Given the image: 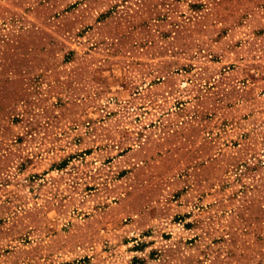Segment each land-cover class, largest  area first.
<instances>
[{
    "label": "rangeland",
    "instance_id": "1",
    "mask_svg": "<svg viewBox=\"0 0 264 264\" xmlns=\"http://www.w3.org/2000/svg\"><path fill=\"white\" fill-rule=\"evenodd\" d=\"M0 264H264V0H0Z\"/></svg>",
    "mask_w": 264,
    "mask_h": 264
}]
</instances>
